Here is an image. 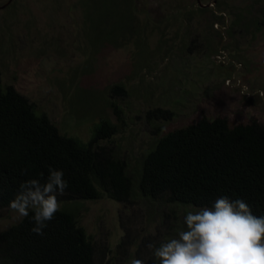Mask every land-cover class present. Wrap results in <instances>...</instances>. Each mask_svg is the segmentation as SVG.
Instances as JSON below:
<instances>
[{
  "label": "rangeland",
  "instance_id": "obj_1",
  "mask_svg": "<svg viewBox=\"0 0 264 264\" xmlns=\"http://www.w3.org/2000/svg\"><path fill=\"white\" fill-rule=\"evenodd\" d=\"M262 7L264 0H0L1 82L82 141L109 120L115 132L100 144L137 170L159 135L202 115L264 124V33L250 24ZM144 19L152 32L127 33L128 21ZM116 84L123 93L112 91ZM156 108L174 116L147 118ZM81 203L97 261L115 264H159L146 246L176 236L187 212L200 209L172 211L139 195ZM6 209L0 230L22 218Z\"/></svg>",
  "mask_w": 264,
  "mask_h": 264
},
{
  "label": "trees",
  "instance_id": "obj_2",
  "mask_svg": "<svg viewBox=\"0 0 264 264\" xmlns=\"http://www.w3.org/2000/svg\"><path fill=\"white\" fill-rule=\"evenodd\" d=\"M240 15L235 24L242 20ZM148 21L142 25L128 21L127 33L146 26L152 32L156 25ZM250 24L264 33V7ZM145 40L140 37L139 48ZM112 91L124 92L119 84ZM173 116L172 110L161 108L146 113L147 118L163 121ZM114 132L115 124L101 119L86 141L61 133L13 86L3 85L0 74V211L10 209L25 181L44 183L50 168L63 170L69 184L64 194H57L60 208L47 222L44 235L31 231V210L0 230V264H115L97 261L96 246L79 220L85 200L105 197L123 202L139 195L173 211L175 206L211 207L226 196L244 199L254 216L264 217V124L256 120L230 124L223 116L202 115L159 135L137 170H129L125 158L100 144Z\"/></svg>",
  "mask_w": 264,
  "mask_h": 264
},
{
  "label": "clouds",
  "instance_id": "obj_3",
  "mask_svg": "<svg viewBox=\"0 0 264 264\" xmlns=\"http://www.w3.org/2000/svg\"><path fill=\"white\" fill-rule=\"evenodd\" d=\"M63 170L49 169L44 183L27 180L9 207L21 217L31 210V231L44 235L47 222L60 208L57 194L69 187ZM186 227L158 247L149 243L159 264H264V217H256L244 199L217 198L211 207L189 211L184 216ZM131 264H144L134 258Z\"/></svg>",
  "mask_w": 264,
  "mask_h": 264
},
{
  "label": "water",
  "instance_id": "obj_4",
  "mask_svg": "<svg viewBox=\"0 0 264 264\" xmlns=\"http://www.w3.org/2000/svg\"><path fill=\"white\" fill-rule=\"evenodd\" d=\"M197 2L199 3V0H197ZM199 5L202 6L201 4H199ZM1 7H3V5Z\"/></svg>",
  "mask_w": 264,
  "mask_h": 264
}]
</instances>
